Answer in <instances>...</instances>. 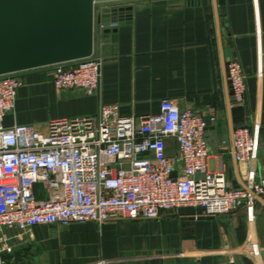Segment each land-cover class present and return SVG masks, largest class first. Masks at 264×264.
<instances>
[{
	"label": "crops",
	"instance_id": "0c3cea01",
	"mask_svg": "<svg viewBox=\"0 0 264 264\" xmlns=\"http://www.w3.org/2000/svg\"><path fill=\"white\" fill-rule=\"evenodd\" d=\"M226 19L217 0H132L107 7L130 8L108 30L96 26L94 56L103 61L98 94L56 90L49 68L17 74L14 112L5 125H35L94 115L100 105H118L124 117L157 115L171 100L180 110L207 122L208 167L235 189L244 188L247 166L238 163L233 133L259 126L254 169L264 179V0H225ZM226 24V26H225ZM236 57L246 75V101L230 98L226 65ZM214 119V121H210ZM168 157L178 146L167 140ZM264 199L254 219L244 207L228 216L201 217L182 207L156 220L35 227L17 251V264H264Z\"/></svg>",
	"mask_w": 264,
	"mask_h": 264
},
{
	"label": "built area",
	"instance_id": "2783aa9c",
	"mask_svg": "<svg viewBox=\"0 0 264 264\" xmlns=\"http://www.w3.org/2000/svg\"><path fill=\"white\" fill-rule=\"evenodd\" d=\"M102 65L93 54L50 67L52 85L93 96ZM226 77L231 100L243 105L247 75L236 57ZM19 86L17 74L0 77V264H13L25 236L39 226L156 220L182 207L208 218L244 207L254 219L256 198L264 199V179L253 167L258 125L233 133L236 161L247 166L245 187L235 189L208 167L207 122L171 100L161 102L157 115L139 119L122 116L118 105H100L94 115L50 120L41 131L5 125ZM167 140L177 144L176 157L167 156ZM251 253L261 256L257 246Z\"/></svg>",
	"mask_w": 264,
	"mask_h": 264
},
{
	"label": "water",
	"instance_id": "95a60500",
	"mask_svg": "<svg viewBox=\"0 0 264 264\" xmlns=\"http://www.w3.org/2000/svg\"><path fill=\"white\" fill-rule=\"evenodd\" d=\"M129 1L0 0V77L90 58L96 26L108 30L130 12L107 5ZM217 4L226 19L225 0Z\"/></svg>",
	"mask_w": 264,
	"mask_h": 264
},
{
	"label": "rangeland",
	"instance_id": "374dc122",
	"mask_svg": "<svg viewBox=\"0 0 264 264\" xmlns=\"http://www.w3.org/2000/svg\"><path fill=\"white\" fill-rule=\"evenodd\" d=\"M101 8V6H97L96 7V11H98L99 9ZM14 258H16V260H15V262L13 263V264H17V255H16V252H15V254H14Z\"/></svg>",
	"mask_w": 264,
	"mask_h": 264
}]
</instances>
